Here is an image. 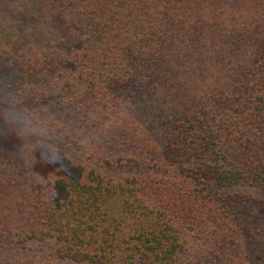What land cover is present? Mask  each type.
<instances>
[{
	"label": "trees",
	"instance_id": "16d2710c",
	"mask_svg": "<svg viewBox=\"0 0 264 264\" xmlns=\"http://www.w3.org/2000/svg\"><path fill=\"white\" fill-rule=\"evenodd\" d=\"M27 10L43 58L14 86H51L81 114L49 128L69 172L0 160V264H264V0ZM48 17L63 39L89 20L83 49L63 56Z\"/></svg>",
	"mask_w": 264,
	"mask_h": 264
},
{
	"label": "rangeland",
	"instance_id": "374dc122",
	"mask_svg": "<svg viewBox=\"0 0 264 264\" xmlns=\"http://www.w3.org/2000/svg\"><path fill=\"white\" fill-rule=\"evenodd\" d=\"M29 4L30 0H0V160L12 159L20 164H50L63 174L71 170L65 159L69 155L68 150L65 144L53 139L49 128L58 123L68 125L74 115L80 116V110L64 102L51 86H33L36 84L33 81L14 86L12 81L15 71L21 72L19 68L24 64L23 60L34 56L43 58L36 52L42 49V39L45 37L40 33L42 29L23 27ZM81 24V34L68 35L64 39L65 27L56 28L51 17H48L44 28L48 31L52 29V40L65 56L70 50H82L86 44L91 23L84 20ZM29 43L34 50L29 51ZM68 78L73 79L74 75ZM92 111L85 115L96 120L97 112ZM84 122L78 120V126ZM65 132H70L69 125ZM252 242V236H244L238 245L239 252L252 250Z\"/></svg>",
	"mask_w": 264,
	"mask_h": 264
}]
</instances>
